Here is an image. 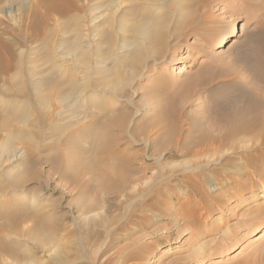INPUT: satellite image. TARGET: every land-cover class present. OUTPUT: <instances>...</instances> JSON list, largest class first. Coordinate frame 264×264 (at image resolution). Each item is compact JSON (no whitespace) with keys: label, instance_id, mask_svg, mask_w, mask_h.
<instances>
[{"label":"bare ground","instance_id":"6f19581e","mask_svg":"<svg viewBox=\"0 0 264 264\" xmlns=\"http://www.w3.org/2000/svg\"><path fill=\"white\" fill-rule=\"evenodd\" d=\"M207 1L27 0L29 8L17 24L18 33L11 35L8 26L1 29V232L24 234L38 249L63 250L59 240L51 236L53 220L39 199L42 172L38 167L42 163L53 167L51 153L57 151L58 142L55 147L53 142L50 147L42 143L62 137L66 130L70 131L64 142L68 160L77 155V169L89 174L81 184L82 205L78 206L85 219L94 215L88 220L82 218L85 229L94 230L107 222L109 212L106 205L101 206L100 193L113 194L118 200L123 197L125 202L137 200L139 206L149 208L155 200L165 198L173 211L187 216L188 226L215 210L228 213V218L235 216L238 229L250 231L264 225V29L245 50L236 51L231 68L216 71L214 63L220 59L213 60L205 50L214 43L206 16ZM123 4L126 7L115 16ZM104 13L110 15L102 21ZM174 20L176 26L172 28ZM24 21L28 22L25 26ZM7 34L12 37H3ZM167 34L174 44L168 43ZM237 34L234 32L233 37ZM187 38L193 40L187 44ZM226 39L222 36L216 49L223 48ZM190 54L194 61L207 57L213 63H201L185 81L180 80V86L169 78L172 73L185 72L182 63L191 60ZM68 61L73 65L63 67ZM215 71L217 84H213ZM241 75L253 82L249 85L246 76L244 81L238 78ZM155 84L158 89L151 86ZM200 92L205 94L206 104L196 115L189 103L194 97L200 99ZM54 103L60 109L59 116L68 113L67 119H59L64 125H56L49 113L40 116L36 112ZM130 103L135 107L133 112ZM80 123L84 126L71 131ZM129 125V140L122 133L116 135L117 130L124 133ZM144 128L142 143L147 152L139 153L134 138ZM79 134L82 138L76 136ZM168 150L170 157L174 152L183 160L175 166L161 164L164 156L160 152ZM142 157L152 163L138 164L139 159L145 161ZM206 157L214 159L202 160ZM218 165L228 167L218 174L208 168ZM149 169H155L157 177L150 181L146 194L138 196L137 175ZM165 170L178 173V177L159 179ZM70 179L76 181L71 175ZM209 179L213 180L210 187H219L222 192L208 197L205 189ZM171 182L175 188L166 194L159 192ZM86 192L92 194L86 196ZM260 198L263 202L258 204ZM196 213H200L197 219ZM25 220L32 221L31 227L19 231L18 222ZM138 222L145 226L149 219L142 216ZM3 242L0 252L20 264L21 246L15 250ZM239 264H264V246L247 254Z\"/></svg>","mask_w":264,"mask_h":264},{"label":"rangeland","instance_id":"374dc122","mask_svg":"<svg viewBox=\"0 0 264 264\" xmlns=\"http://www.w3.org/2000/svg\"><path fill=\"white\" fill-rule=\"evenodd\" d=\"M8 1L9 3H0V32L1 29L8 26L9 30H11L10 34L15 36L18 33L16 30L18 27L17 24L20 20L22 21V15L27 13L25 11H28L29 7L27 5L28 2L26 3L27 0ZM207 4L206 16L209 17L208 24L212 29L211 36L214 38V43L205 50L211 54L213 60L220 59V62L214 63V66L217 68L216 71L231 68L233 65L231 64L232 57L236 51L238 49L245 50V47L250 41L254 40L258 34L260 35L264 29V0H208ZM124 6L126 7V4H123L122 7L119 8L115 16L120 14ZM107 14L110 15V13H104L100 16L102 21L108 16ZM54 19L57 20L58 17H54ZM27 23L28 22L24 21L23 25L25 26ZM50 24H52V22H50ZM233 24L236 25L235 28L232 27ZM171 25H173L171 26L172 28L176 26L175 20L172 21ZM234 32L238 33L236 37H233ZM11 35L9 36V34H7L3 37L8 36L11 38ZM222 36L227 38V43L223 48L216 49L215 44ZM191 40L193 39L187 38L185 43L189 44L188 42ZM167 41L170 44H174L169 34H167ZM233 41L234 43L230 45ZM197 43H199V41ZM181 48L185 50L184 45H182ZM198 49L200 48L198 47ZM184 50L180 54L182 57L186 56ZM190 56L191 60L185 63L182 60L180 61L183 62L182 65L184 64L185 72L183 74L172 73V75H170L169 79L179 82L178 85L180 86L182 85L180 80L185 81L201 63H213V60L207 59V57H198L196 61H194L195 56L191 54ZM68 62L70 64H68ZM68 62L64 64L63 62H57V64H63V67L68 68L70 65H73L72 61ZM216 71L213 74L215 76V78H213V82L215 81L213 84L219 83L218 73ZM245 76L246 75H241L240 77L238 76V78L244 81ZM79 77L80 75L76 76V78ZM246 79L245 81L249 85L253 82L247 76ZM151 86L157 89L159 87L158 84ZM173 90L174 88L172 91ZM204 95V93L200 92V99L197 100V97H194L189 103L191 107L194 108L195 111H193L196 115L200 114V110L197 109L201 106L204 107L206 104ZM127 96L131 99L132 94L130 89H128ZM135 97L132 98V101H134V104H138L137 101H135L137 100ZM125 99L126 98H123L122 100L124 101ZM129 106L131 107V112L135 111L131 103ZM51 107L44 110L37 109L36 112L40 116L49 113L53 115L51 119L54 120L56 125H64L65 123H60L59 119L61 117L65 118L66 115L68 118V113H63L64 115L61 114L62 116H59L57 112L60 111V109L56 103ZM84 123H80L78 126L71 129V131L83 127ZM129 126L124 133H118L117 130L116 135L120 137L122 133L127 137L126 140H129L130 136H128V134L132 129V126ZM16 128L17 127H15V129ZM146 130L145 128L140 129V135L134 138L136 142L135 149H137L139 153L147 152L146 150L144 151V145L142 143L144 140L143 133ZM65 132H62V135L65 133L63 136L60 134L62 137L42 143L49 147L54 143L53 146L55 147L58 142L56 146V148H58L56 152L51 153L53 157H51L53 167L50 169V166L42 163L38 168L40 172H42L40 177L41 192H39V199L42 202V206L46 209L45 212L49 213L53 220L51 225L53 227V229L51 227L53 235L51 236L52 238L55 237L56 241L59 240L57 241L58 244L61 245L63 250H66L61 251L52 249L46 251L38 249L24 234H22L23 236H21V234L17 236L0 231V238L2 237L0 241H4L3 243L9 242L8 244L13 245V249H19L21 246L23 251H18L20 256L23 257L20 264H239L247 254L264 246V244L261 243L262 240H264V225L252 227L250 231H247V229H238V221L235 219V216L234 218H228V213H221L219 210H215L214 212L212 211L210 215L202 216L195 224L188 226V224H186L187 216H182L177 211H173L168 205V200L165 198H163L164 201L162 202L155 200V203L153 202V207L149 208L145 205L139 206L136 202L137 200H131V203L125 202L123 197H120L121 199H119V201V197L115 198L113 194H97L100 198L101 206L106 205L107 211L109 212V217L106 219L107 222L104 225H99L94 230L93 228L89 230L83 228V219L88 220L94 218L93 214H89L86 216L87 219H85L79 211V207L82 205L81 184L87 180L89 174H85L82 170L79 171V169H77L79 163L77 155H73V161L68 160L67 146L64 142L70 131L66 130ZM76 136L82 138L80 134ZM123 147L125 146L122 145V148ZM169 152L170 150L164 153L160 152V154L164 156L161 164L169 163L175 166L183 160L176 157L173 154L174 152L171 153L172 157H170ZM73 153L76 154L77 151ZM225 154L227 153L225 152ZM234 155L240 158L238 157L239 154ZM40 156H44L43 152H40ZM142 158L145 159V161L139 159L140 161H137L138 164L142 162L152 163L151 160L146 157ZM213 159L214 158L209 159L208 157L202 158L204 161H211ZM227 167V165H218L208 168L210 171L214 169L212 172L218 174L220 172L222 173V170H225ZM2 169L3 168L0 169V173ZM179 169L180 168H177V171ZM149 170L148 172L143 170L137 175L139 182L137 183L138 186L136 190L140 191L138 196H141L143 192L145 193L150 186V181H153L157 177L155 169L154 171H151V169ZM171 171L167 170L166 172L165 170L159 179L176 175L178 177V173ZM70 175L76 180L75 182L71 181ZM212 184L213 180L209 179L205 189V193L208 197L214 193L222 192L219 187L217 190H213L212 187H210ZM36 186H38V182ZM169 188H175L174 183L171 182L169 187H163L159 192H162V194L169 193ZM90 194H92V192H86V196ZM80 197L81 200L79 199ZM138 200L140 199L138 198ZM257 202L261 204L263 198H260ZM119 203L121 204L119 205ZM99 212L100 211H97V215L99 214L100 216H98L102 217V214ZM198 214L200 213H196L195 215L196 219L198 218ZM159 215L162 219H157L155 217ZM243 215L245 216L246 212L243 213ZM142 216L149 219V222L145 223V226H141L138 222V219L140 220ZM30 221L27 222V220H25L23 223L18 222V226L16 227L22 229L19 231L25 232L32 225V221ZM162 226L166 228L165 232L160 230ZM186 227H189L193 234H191ZM144 233L149 234V236L142 237L141 234ZM235 242L237 243L236 246L234 245ZM79 245L80 249L78 248ZM0 259L1 264H18L5 252H0Z\"/></svg>","mask_w":264,"mask_h":264}]
</instances>
